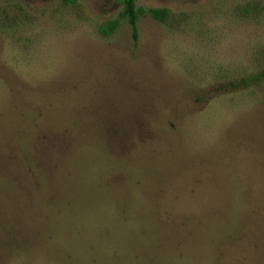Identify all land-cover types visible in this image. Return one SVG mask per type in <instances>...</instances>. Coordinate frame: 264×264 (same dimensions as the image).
Listing matches in <instances>:
<instances>
[{
	"label": "rangeland",
	"instance_id": "374dc122",
	"mask_svg": "<svg viewBox=\"0 0 264 264\" xmlns=\"http://www.w3.org/2000/svg\"><path fill=\"white\" fill-rule=\"evenodd\" d=\"M134 4L0 0V264H264V0Z\"/></svg>",
	"mask_w": 264,
	"mask_h": 264
},
{
	"label": "trees",
	"instance_id": "16d2710c",
	"mask_svg": "<svg viewBox=\"0 0 264 264\" xmlns=\"http://www.w3.org/2000/svg\"><path fill=\"white\" fill-rule=\"evenodd\" d=\"M125 3V15L127 16L129 23L131 25L133 36L136 37V23L137 18L139 14L143 13L142 9H135L134 0H124ZM151 15L155 19H160L162 21L165 20L166 17V11L165 10H152L150 11ZM116 28V24L113 22L109 23L107 26H104L100 32L104 36L110 35ZM264 78V71L261 72L258 76L255 77L256 81H259L260 79Z\"/></svg>",
	"mask_w": 264,
	"mask_h": 264
}]
</instances>
